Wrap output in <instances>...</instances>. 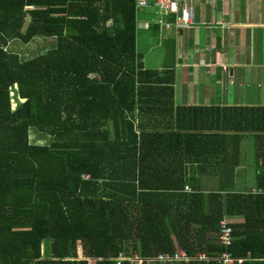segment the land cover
I'll list each match as a JSON object with an SVG mask.
<instances>
[{
    "label": "trees",
    "instance_id": "16d2710c",
    "mask_svg": "<svg viewBox=\"0 0 264 264\" xmlns=\"http://www.w3.org/2000/svg\"><path fill=\"white\" fill-rule=\"evenodd\" d=\"M135 3L0 0V264H177L146 261L177 249L218 264L219 222L237 216L230 251L264 258V171L259 192H206L187 175L217 167L223 141L232 181L241 134L264 164V106H175L172 71L136 51ZM36 37L48 47L30 57L8 46Z\"/></svg>",
    "mask_w": 264,
    "mask_h": 264
},
{
    "label": "crops",
    "instance_id": "0c3cea01",
    "mask_svg": "<svg viewBox=\"0 0 264 264\" xmlns=\"http://www.w3.org/2000/svg\"><path fill=\"white\" fill-rule=\"evenodd\" d=\"M183 3L192 8L193 23L180 30L161 29L153 21L151 7L136 10V51L142 56L144 68L172 71L175 106L218 107L221 113L229 107H263L264 0H183ZM250 140L253 159H246ZM223 150L224 143L219 141L217 167L197 169L195 164L188 165L187 175L198 179L194 184L206 192L221 189L259 192L255 177L264 171V164L255 156L253 134H241L233 159L234 177L226 183L220 177L226 171L220 162ZM224 220L228 224L239 223L243 218ZM239 258V264L264 262V258Z\"/></svg>",
    "mask_w": 264,
    "mask_h": 264
},
{
    "label": "built area",
    "instance_id": "2783aa9c",
    "mask_svg": "<svg viewBox=\"0 0 264 264\" xmlns=\"http://www.w3.org/2000/svg\"><path fill=\"white\" fill-rule=\"evenodd\" d=\"M144 7H151L154 12V23L158 24L163 30H170L171 28L180 30L185 27H189L193 23V10L191 7L183 3V0H136V10ZM164 17H166L164 19ZM84 179H88V175H83ZM188 190V188H185ZM234 237L232 235V229L228 222L222 219L219 222V234L218 241L220 245L224 247V251L215 259L218 264H239L241 258L236 257L230 251V246L233 243ZM136 260L138 264L143 261L138 255L133 257L124 256L119 254L116 258V264H120L122 261ZM194 259L208 260L204 254L198 255L197 258H191L183 250L177 249L173 253H161L154 258H146V261L158 260L161 262H183L189 263Z\"/></svg>",
    "mask_w": 264,
    "mask_h": 264
},
{
    "label": "rangeland",
    "instance_id": "374dc122",
    "mask_svg": "<svg viewBox=\"0 0 264 264\" xmlns=\"http://www.w3.org/2000/svg\"><path fill=\"white\" fill-rule=\"evenodd\" d=\"M36 38H41V37H36ZM34 38V40L36 39ZM32 40L30 41L28 44H22L18 41H13L10 44V48L18 53L20 56L23 57H30L33 55H36L38 53H42L44 52V50L48 47V42L46 41H41V40ZM43 46V47H42ZM15 86L11 87L10 90V97H11V108L14 109L16 107V105L21 102V100H18L16 93H15ZM44 135L43 134H38L34 128H30L29 129V141L32 143H37V144H43V143H47L48 140L44 139ZM252 140L249 141L248 143V151H247V155H246V159H253V152H252Z\"/></svg>",
    "mask_w": 264,
    "mask_h": 264
}]
</instances>
